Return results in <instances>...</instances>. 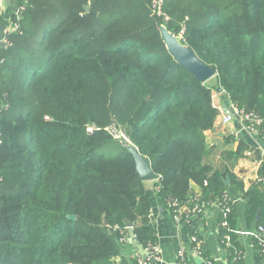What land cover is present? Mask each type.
Returning a JSON list of instances; mask_svg holds the SVG:
<instances>
[{
    "label": "trees",
    "instance_id": "obj_1",
    "mask_svg": "<svg viewBox=\"0 0 264 264\" xmlns=\"http://www.w3.org/2000/svg\"><path fill=\"white\" fill-rule=\"evenodd\" d=\"M9 3L23 9L5 32L0 11V264H118L128 222L143 249L158 244L129 145L109 128L149 159L163 203L231 208V261L235 201L223 196L239 194L247 223L264 226V180L245 188L228 167L205 164L204 131L219 87L264 120V0ZM161 27L214 69L213 86L173 59Z\"/></svg>",
    "mask_w": 264,
    "mask_h": 264
},
{
    "label": "crops",
    "instance_id": "obj_2",
    "mask_svg": "<svg viewBox=\"0 0 264 264\" xmlns=\"http://www.w3.org/2000/svg\"><path fill=\"white\" fill-rule=\"evenodd\" d=\"M15 6L7 0H0V11L3 14L2 22L8 21ZM212 102L217 108V116L211 128L204 131L206 155L203 162L213 169L228 167L238 179L243 181L247 188L251 182L264 180V143L259 135L253 134L244 128V121L232 117L227 123L222 122L225 114H231L232 103L228 94L222 90L216 92ZM240 148L236 158L226 152H233ZM228 178L225 179V183ZM156 180L144 181V185L151 202V219L154 223L157 243L161 248V260L152 264H174L175 251L182 245L186 250L189 264H231L229 247L219 238V212L212 207L202 214L190 216L187 220L175 223L167 205L159 198L156 192ZM260 181V180H259ZM229 184V180L228 183ZM191 192L199 194V187L191 184ZM235 201V243L241 253V264H264V251H259L260 232L256 221L247 223L245 219L246 200L239 194L230 196ZM191 198V197H190ZM257 216V215H256ZM259 216V215H258ZM260 218V216H259ZM256 220H259L255 217ZM263 226V225H262ZM124 240L117 238L118 254L115 257L118 264H137L145 252H139L141 245L135 244V237H131L129 230ZM191 235H197L203 240L202 255H197L192 248ZM137 247V248H136ZM231 253V252H230ZM209 260V263L207 261Z\"/></svg>",
    "mask_w": 264,
    "mask_h": 264
},
{
    "label": "built area",
    "instance_id": "obj_3",
    "mask_svg": "<svg viewBox=\"0 0 264 264\" xmlns=\"http://www.w3.org/2000/svg\"><path fill=\"white\" fill-rule=\"evenodd\" d=\"M154 4L156 7L159 9L160 8V2L161 0H153ZM23 9L22 6H15L13 9V14L19 16L21 14V10ZM17 22H10L7 21V24L5 25L4 32L6 30H15L17 28ZM1 43H5V40H1ZM237 117L241 120H243L244 123V128L247 129L249 132L259 135L261 140L264 143V126L263 122L264 120L257 115L254 112H247L244 109H238L232 104V111L231 114H225L222 117V122L227 123L231 121L232 117ZM46 119H49L48 116H45ZM96 129L94 126L89 125L86 127L87 132H93V130ZM110 133L113 134L115 138H121L127 143L130 142L128 137L125 135L124 132H120L116 136L114 135V132H117L114 128H109L108 129ZM119 131V130H118ZM1 137H0V143H1ZM259 180H262V176L258 178ZM228 194H225L223 196V199L228 200ZM192 200L189 199V201L186 202H180L176 198H169L165 201V204L167 205V208L170 211L171 217L175 223H179L181 221L187 220L190 216L196 215V214H202L205 212V206L202 204L200 205L197 203V197L191 198ZM230 200V199H229ZM231 201V200H230ZM213 207L217 208L218 212L222 213V218L220 221H218V224L220 223L221 226L227 227V220L226 217L228 213L230 212V207L228 205H224L223 201L220 202H215ZM257 229L260 232V242H259V251L263 252L264 251V226L258 225ZM127 230L128 227H127ZM230 229L227 227V231L225 235L222 238V241L227 247H230L232 245V238L230 236ZM127 236L125 237H119L121 240H124ZM135 237V236H134ZM190 240L192 243V248L193 251L197 255H202V250H203V240L199 238L197 235H191ZM143 249V248H142ZM145 252L144 257L138 258L137 259V264H152L155 261H160L161 260V248L158 244L154 245H149L147 248L143 249ZM228 255H231L230 251H228ZM241 258V253L240 251H234V256L231 258V264H237L239 259ZM209 263V260L207 261ZM174 264H189L187 261L186 257V250L182 245H179V247L175 251V256H174Z\"/></svg>",
    "mask_w": 264,
    "mask_h": 264
},
{
    "label": "water",
    "instance_id": "obj_4",
    "mask_svg": "<svg viewBox=\"0 0 264 264\" xmlns=\"http://www.w3.org/2000/svg\"><path fill=\"white\" fill-rule=\"evenodd\" d=\"M7 1L15 2L16 0ZM84 8L85 10H88V6H85ZM160 35L173 59L188 72L192 73L198 80L206 82L210 77L215 75V71L211 66L201 61L190 48L180 43L176 37L167 32L165 28L161 27ZM217 91L220 92L222 89L219 87ZM128 151L134 158L135 171L141 180L151 181L159 178V176L152 171L149 159L140 154L134 145H129ZM226 183H228V180H226ZM69 217L74 218L73 215H69ZM256 218L259 219L258 214ZM126 226L129 227L128 229L133 238L134 234L131 222H128ZM133 241L136 245L138 244L135 239ZM137 249L139 252L143 251L142 248Z\"/></svg>",
    "mask_w": 264,
    "mask_h": 264
},
{
    "label": "rangeland",
    "instance_id": "obj_5",
    "mask_svg": "<svg viewBox=\"0 0 264 264\" xmlns=\"http://www.w3.org/2000/svg\"><path fill=\"white\" fill-rule=\"evenodd\" d=\"M163 28H165V27H163ZM165 30H166V28H165ZM167 31V30H166ZM167 32H169V31H167ZM169 33H171V32H169ZM172 35H174L173 33H171ZM174 37H176V39L180 42V37L179 36H175L174 35ZM181 43V42H180ZM215 76L216 75H214V76H212V77H210L207 81H206V84L208 85V86H213L214 84H215ZM216 91V90H215ZM215 91H212V92H215ZM226 92V91H225ZM227 93V92H226ZM116 130V129H115ZM121 131H118L117 130V132H114V135L116 136L117 134H119ZM128 145H132V143L131 142H128L127 143ZM129 228V227H128Z\"/></svg>",
    "mask_w": 264,
    "mask_h": 264
}]
</instances>
